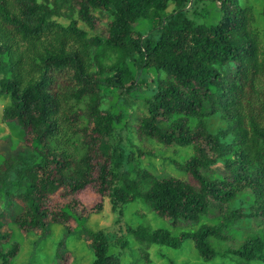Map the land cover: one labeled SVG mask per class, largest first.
Masks as SVG:
<instances>
[{"label":"trees","instance_id":"obj_1","mask_svg":"<svg viewBox=\"0 0 264 264\" xmlns=\"http://www.w3.org/2000/svg\"><path fill=\"white\" fill-rule=\"evenodd\" d=\"M201 5H211L213 16L197 11ZM96 12L108 17L105 35L95 32ZM252 18L241 0H0L4 117L29 140L0 175L4 205L19 207L16 228L44 231L48 222L71 218L75 226L64 236L80 227L92 264H120L102 230L87 228L69 205L47 207L60 189L74 194L97 183L114 211L140 202L168 222L127 228L138 245L178 251L190 242L201 264H264V49ZM141 22L145 34L137 30ZM149 69L161 76L143 93L135 133L191 148L175 166L193 183L146 170L131 179L114 163L120 145L111 149V143L125 115L105 103L117 89L129 105ZM59 75L67 83L56 87ZM216 115L222 125L210 130ZM216 164L223 169L215 175ZM254 222L263 228L228 244ZM2 227L0 215L5 242ZM17 248L1 244L0 264H9Z\"/></svg>","mask_w":264,"mask_h":264},{"label":"rangeland","instance_id":"obj_2","mask_svg":"<svg viewBox=\"0 0 264 264\" xmlns=\"http://www.w3.org/2000/svg\"><path fill=\"white\" fill-rule=\"evenodd\" d=\"M241 4L250 9L253 17L250 27L259 36L260 44L264 49V21L262 17L264 0H241ZM201 8L210 11V15L213 16L214 11L211 5H201L197 11H200ZM168 10L170 11L171 7ZM96 16L98 20L95 32L105 35L108 17L106 14H100L99 12H96ZM189 17L192 18L190 15ZM137 30L141 34H145L148 27L141 22ZM130 64L133 68L136 65L134 61H130ZM160 76L159 72L149 69L144 82L139 84V88L132 94V98L127 99L129 105L119 101V90H111L105 107L115 114L118 113V110H122L125 115L121 127H119L111 143V149L118 144L120 145V148H117L116 156H114V163L131 179H136L138 171L146 170L160 178L175 177L193 183L187 173L175 166V163L183 164L191 156V148L164 146L152 140L139 139L135 133L134 127L137 123L134 118L137 110L141 109L143 111L141 99L143 93L147 94L148 89L153 87L155 79ZM56 80V87H61L67 83L65 76L63 79V76L59 75ZM8 103V98L0 97V175L8 163L16 160L18 152L29 146V140L27 138L23 139V135L17 126L6 121L4 117V108ZM220 125H222V120L218 115L209 118L207 123L210 130H215ZM72 149L73 147L70 149L71 152ZM222 169L221 164H216L211 167L210 172L216 175L221 173ZM97 188V183H94V185H90L74 194L60 189L49 198L47 207L50 211L56 212L63 205H69L74 215L86 219L84 225L87 228L94 231L102 230L107 235L110 243V253L120 257V264L202 263L190 242L185 243L184 247L178 251L155 245H138L127 233V228H134L143 222L151 229H157L168 227V222L157 217L147 205L140 202L120 205L118 207L119 211H114L108 193L105 192L103 196H100L96 191ZM18 208L16 205L6 208L2 198H0V215L3 223L1 230L9 235L7 241H0V245L18 244L17 253L9 261V264H92L93 253L88 248L89 241L84 234H81L80 227L64 236L65 228L72 229L75 226L71 218L65 222L61 220L63 222L61 224L48 222L44 231L35 229L32 232L25 233L19 231L14 225V215L17 214ZM262 228L263 225L259 222L244 226L236 231V240L228 244L230 246L234 245L233 243L237 244L239 243L238 240L244 238L251 230L259 231ZM125 241L128 244H123ZM58 252L62 254L61 260L58 259ZM209 264L228 263L218 259Z\"/></svg>","mask_w":264,"mask_h":264}]
</instances>
